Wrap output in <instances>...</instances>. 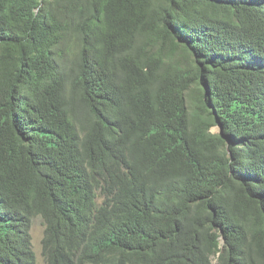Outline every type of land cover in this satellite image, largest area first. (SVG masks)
Returning a JSON list of instances; mask_svg holds the SVG:
<instances>
[{"label": "trees", "instance_id": "trees-1", "mask_svg": "<svg viewBox=\"0 0 264 264\" xmlns=\"http://www.w3.org/2000/svg\"><path fill=\"white\" fill-rule=\"evenodd\" d=\"M36 217L46 264H264V0H0V264Z\"/></svg>", "mask_w": 264, "mask_h": 264}, {"label": "rangeland", "instance_id": "rangeland-1", "mask_svg": "<svg viewBox=\"0 0 264 264\" xmlns=\"http://www.w3.org/2000/svg\"><path fill=\"white\" fill-rule=\"evenodd\" d=\"M212 131L214 132L219 131V127L214 126L212 128ZM44 230H45V225L43 219L41 217H36L32 228V236H33L34 248L37 253L38 264H46V259L42 254V248H43L42 241L44 238Z\"/></svg>", "mask_w": 264, "mask_h": 264}]
</instances>
